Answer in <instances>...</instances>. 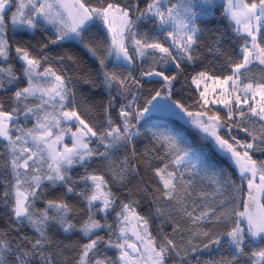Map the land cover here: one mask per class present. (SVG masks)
I'll return each mask as SVG.
<instances>
[{
  "label": "snow or ice",
  "instance_id": "6c2138e0",
  "mask_svg": "<svg viewBox=\"0 0 264 264\" xmlns=\"http://www.w3.org/2000/svg\"><path fill=\"white\" fill-rule=\"evenodd\" d=\"M0 264H264V0H0Z\"/></svg>",
  "mask_w": 264,
  "mask_h": 264
}]
</instances>
